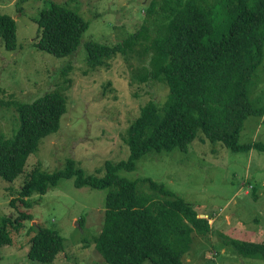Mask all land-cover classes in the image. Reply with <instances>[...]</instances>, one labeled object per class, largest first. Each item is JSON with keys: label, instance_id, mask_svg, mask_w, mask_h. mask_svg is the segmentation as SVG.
I'll list each match as a JSON object with an SVG mask.
<instances>
[{"label": "rangeland", "instance_id": "rangeland-1", "mask_svg": "<svg viewBox=\"0 0 264 264\" xmlns=\"http://www.w3.org/2000/svg\"><path fill=\"white\" fill-rule=\"evenodd\" d=\"M51 2L81 14L88 22L76 50L62 57L34 46L36 19ZM151 2L0 0V13L11 15L17 23V47L8 50L0 40V90L4 91L0 100L30 103L52 90L61 91L67 99L59 128L39 140L26 159L24 172L14 182L0 178V221L5 216L15 218L20 210L32 215L18 230L10 228L13 243L0 247V264H44L27 256L29 238L38 227L54 229L63 237V249L51 264H106L94 247V236L103 225L108 190L76 188L74 178L60 179L44 195L30 197L29 207L11 201L37 165L42 172L53 173L72 160L85 176L103 177L107 161L118 164L129 158V126L150 100L163 103L168 89L163 81L138 77L146 75L149 67L144 35L128 55L118 54L96 69L88 66L85 42L112 46L145 23L150 34L155 33L145 8ZM217 11L226 24V10L216 6ZM248 97L254 108H264V48ZM17 128L16 107L0 105V135L11 137ZM238 141L264 143V113L245 119ZM117 173L130 181L152 179L194 207L199 216L212 217L208 234H192L184 264H264L262 259L244 258L229 242L264 243V151L255 147L232 151L210 142L199 130L186 151L150 152L137 161L135 171ZM138 188L150 193L147 184L140 182Z\"/></svg>", "mask_w": 264, "mask_h": 264}, {"label": "trees", "instance_id": "trees-1", "mask_svg": "<svg viewBox=\"0 0 264 264\" xmlns=\"http://www.w3.org/2000/svg\"><path fill=\"white\" fill-rule=\"evenodd\" d=\"M216 6L226 10V24ZM145 8L155 33L150 34L145 23L112 46L85 42L88 66L96 69L118 54L128 55L144 35L149 67L146 75L138 77L163 81L168 89L163 103L150 100L129 126V158L118 164L107 161L103 177L85 176L72 160L53 173L42 172L37 165L26 175L19 196L11 201L29 207L30 197L44 195L60 179L74 178L76 188L108 190L103 225L94 236V247L106 264H184L192 234L206 235L212 228V217H200L194 207L162 184L149 178L130 181L118 171H135L137 161L150 152L186 151L199 130L210 142L232 151L252 147L264 151V143L238 141L245 119L264 113L248 97L263 58L264 0H152ZM36 22L34 46L56 57L74 52L88 27L81 14L57 2L42 9ZM0 40L8 50L17 47V23L6 13H0ZM60 92H46L30 103L0 100V105L16 107L18 121L13 136L0 135V178L14 182L39 140L57 131L67 107ZM140 182L148 185L150 193L139 191ZM27 219L32 215L22 210L15 218H2L0 247L13 243L10 228L18 230ZM229 242L244 258L264 260V243ZM62 249L63 237L58 231L38 227L29 238L27 256L51 264Z\"/></svg>", "mask_w": 264, "mask_h": 264}, {"label": "water", "instance_id": "water-1", "mask_svg": "<svg viewBox=\"0 0 264 264\" xmlns=\"http://www.w3.org/2000/svg\"><path fill=\"white\" fill-rule=\"evenodd\" d=\"M201 217V216H200Z\"/></svg>", "mask_w": 264, "mask_h": 264}]
</instances>
